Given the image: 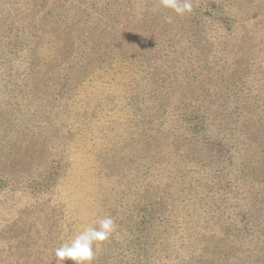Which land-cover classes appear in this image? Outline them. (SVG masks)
<instances>
[{"label":"rangeland","instance_id":"374dc122","mask_svg":"<svg viewBox=\"0 0 264 264\" xmlns=\"http://www.w3.org/2000/svg\"><path fill=\"white\" fill-rule=\"evenodd\" d=\"M108 215L99 264H264V0H0V264Z\"/></svg>","mask_w":264,"mask_h":264},{"label":"clouds","instance_id":"9594fccd","mask_svg":"<svg viewBox=\"0 0 264 264\" xmlns=\"http://www.w3.org/2000/svg\"><path fill=\"white\" fill-rule=\"evenodd\" d=\"M159 3L180 17L193 11V0H159ZM116 227L110 215L100 219L97 226L86 227L54 250L57 264H67L69 261L71 264H94L95 249L110 239Z\"/></svg>","mask_w":264,"mask_h":264},{"label":"trees","instance_id":"16d2710c","mask_svg":"<svg viewBox=\"0 0 264 264\" xmlns=\"http://www.w3.org/2000/svg\"><path fill=\"white\" fill-rule=\"evenodd\" d=\"M72 216H71V223L73 224V225H75L76 227H82V226H84L83 225V222L80 220L81 219V217L78 215L77 217H75L74 215H73V212L72 213H70ZM115 220V223H116V225H117V229H119L120 227H123L124 225L121 223H119V221H118V218H115L114 219ZM118 232H120V234H119V236H120V239H117V240H120V243L124 246V248L123 249H126V250H129L130 249V247L132 248V246L134 245V238H131V240H128L127 238V236H125V233L120 229V231L118 230ZM76 234H77V232H76ZM115 235L117 236V233H115V234H113L112 236H111V238L113 239V236L115 237ZM111 239V240H112ZM111 244H116L115 242H112V241H110V245ZM109 254L108 253H103V255H102V264H110L111 263V261H112V259H113V256H108ZM99 258L98 257H96L95 258V261H94V264H99V262L97 261ZM122 261V259H118L116 262H114L115 264H119L120 262ZM67 264H71V262L69 261V262H67ZM122 264V263H121ZM123 264H126L125 262H123Z\"/></svg>","mask_w":264,"mask_h":264}]
</instances>
